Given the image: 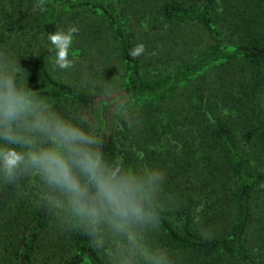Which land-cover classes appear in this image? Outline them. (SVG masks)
<instances>
[{
    "label": "trees",
    "instance_id": "trees-1",
    "mask_svg": "<svg viewBox=\"0 0 264 264\" xmlns=\"http://www.w3.org/2000/svg\"><path fill=\"white\" fill-rule=\"evenodd\" d=\"M156 7L163 26L199 33L182 34L178 54L156 38V55L131 59L140 42L111 0H0V51L21 57L33 90L85 116L107 159L162 170L160 220L140 247L167 248L177 264H264V0ZM72 26L75 66L54 68L46 35ZM49 196L30 177L0 182V264H145L106 226L58 214Z\"/></svg>",
    "mask_w": 264,
    "mask_h": 264
},
{
    "label": "clouds",
    "instance_id": "clouds-1",
    "mask_svg": "<svg viewBox=\"0 0 264 264\" xmlns=\"http://www.w3.org/2000/svg\"><path fill=\"white\" fill-rule=\"evenodd\" d=\"M42 10L41 3L35 4L34 11ZM79 31L72 26L47 33L54 68L75 66ZM145 52V45L138 43L128 56L134 60ZM20 58L0 51V182L16 185L30 177L50 190L48 203L58 214L86 230L106 226L135 248L145 264H177V255L169 249L142 248L139 243L141 230L160 220L158 197L166 184L162 170L107 159L83 114L57 107L54 99L25 83ZM121 115L130 122L127 108Z\"/></svg>",
    "mask_w": 264,
    "mask_h": 264
},
{
    "label": "rangeland",
    "instance_id": "rangeland-1",
    "mask_svg": "<svg viewBox=\"0 0 264 264\" xmlns=\"http://www.w3.org/2000/svg\"><path fill=\"white\" fill-rule=\"evenodd\" d=\"M118 8L123 11L124 20L128 27L136 34L140 43H143L146 48L147 55H156V38L161 40L163 44L157 46L160 51L168 52L167 50L178 54L182 49L183 44L182 34L188 35V39L192 35L199 36L189 27H184L182 31L172 30L170 25H162V17L157 11L156 0H131L126 5H121L117 0H111ZM157 34V35H156ZM195 38V36H193ZM186 39V38H185ZM179 42L178 45L176 43ZM189 51V48H186ZM126 147L128 143L125 141ZM121 146L120 149H124ZM104 236H101L100 241ZM106 248V247H105ZM111 248H106L103 252L111 254ZM108 258V257H107ZM109 259V258H108Z\"/></svg>",
    "mask_w": 264,
    "mask_h": 264
}]
</instances>
